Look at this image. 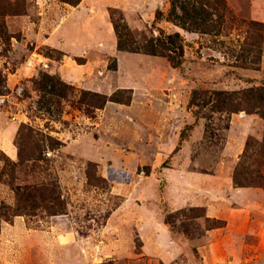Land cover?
<instances>
[{
    "label": "rangeland",
    "instance_id": "374dc122",
    "mask_svg": "<svg viewBox=\"0 0 264 264\" xmlns=\"http://www.w3.org/2000/svg\"><path fill=\"white\" fill-rule=\"evenodd\" d=\"M225 4L207 31L173 0H0V264H264V186L233 178L264 118L215 102L264 85V0ZM176 31L181 64L145 50Z\"/></svg>",
    "mask_w": 264,
    "mask_h": 264
},
{
    "label": "trees",
    "instance_id": "16d2710c",
    "mask_svg": "<svg viewBox=\"0 0 264 264\" xmlns=\"http://www.w3.org/2000/svg\"><path fill=\"white\" fill-rule=\"evenodd\" d=\"M72 1V0H71ZM173 11L171 16L176 22L180 23L187 29H203L207 31H216L221 25L222 18L225 11L222 13L221 9H226L225 0H173ZM180 8V12L177 10ZM116 32L119 36V46L126 47V40L123 37V31L126 34H131L128 25L114 20ZM251 26L260 30L258 42L264 41L263 23L257 20L251 22ZM164 33V32H163ZM166 48L167 55L176 65L181 64L182 56L184 54V45L182 43L181 34L176 31L171 34H163L158 37H151L145 44V50L150 53H158L160 49ZM261 55L256 57V61L260 59ZM215 102H217L218 110L234 111L237 108L236 99L240 96L242 99L250 101L252 106L257 108L258 112L264 118V85L249 87L238 92L216 91ZM105 101L107 99L105 98ZM263 158L262 164H258L254 157ZM253 160V161H252ZM261 161V160H260ZM262 167L264 165V135L261 139L250 137L246 142V148L242 153L238 164L236 165L233 178L237 185H260L264 186V167L254 168L253 166ZM26 191L29 195L36 194L40 191L37 186H27Z\"/></svg>",
    "mask_w": 264,
    "mask_h": 264
}]
</instances>
